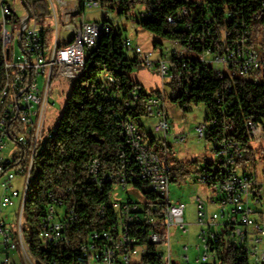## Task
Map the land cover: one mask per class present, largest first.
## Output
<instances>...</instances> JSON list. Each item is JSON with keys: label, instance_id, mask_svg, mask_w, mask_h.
I'll use <instances>...</instances> for the list:
<instances>
[{"label": "built area", "instance_id": "obj_1", "mask_svg": "<svg viewBox=\"0 0 264 264\" xmlns=\"http://www.w3.org/2000/svg\"><path fill=\"white\" fill-rule=\"evenodd\" d=\"M25 1L28 6L34 2ZM47 1L52 6L57 3L65 7L63 20L68 21L62 34L56 16V25L51 26L53 42L49 47L43 38L47 26L39 25L33 9L30 8L32 15L28 19L27 9L24 15H18L17 0H0L3 26L0 34L3 69L0 81V245L6 253L21 246L28 264H136L149 252L148 243H151L157 246L162 264H192L189 244L183 245L185 254L175 253L171 245L172 228L188 231L186 203H174L170 197L172 167L145 142L138 123L124 114H117L121 117L119 124L126 145L120 149L116 170L103 171L98 157L87 165L86 184L99 189L107 185L113 187L109 206L103 203L99 208L101 216H105L108 209L113 211L112 223L106 229L89 231L74 245L70 226L77 223L78 217L73 189L49 191L39 218L38 237L50 251L45 252L43 259L34 256L27 246L22 233L23 214L35 156L44 150L58 124L45 132L53 82L59 76L80 77L88 51L100 38L112 35L114 29L110 18L94 21L83 17L81 21L71 22L72 12L77 8L68 9L66 0ZM183 1L192 6H182L170 13L167 21L180 23L191 33L186 42L170 39L171 47L165 52L157 46L145 50L139 43L125 38L121 46L127 55L132 53L128 57L152 67L164 84L189 74L194 67L210 69L220 78H229L228 94L235 91V77L264 84V24L255 34V21L262 10L249 12L244 4L228 0ZM78 2L83 13L87 8L102 6V0ZM152 15V10L146 8L143 17ZM17 45L19 52L15 50ZM107 79L115 82L112 76ZM132 94L138 98L136 91ZM102 95L107 100L116 97L109 86L103 88ZM217 99L221 102L222 98L218 95ZM165 101L166 89L162 88L148 98L147 115L159 117L154 123L155 132L167 138L170 126ZM232 105L233 100L225 98L210 119L195 127L200 138L210 137L214 142L215 155L213 160L200 165L197 176V181L211 192L206 198H196L200 242L196 247L201 252L196 257L197 264H225L219 260L218 251L227 249L239 251L251 264L252 261L264 264V212L259 209L264 205V176L250 170L251 161L245 160V142L231 134L233 124L221 126L220 117L229 114ZM256 111L249 110L242 130L246 143L253 146L264 141V115L257 116ZM177 138L185 141L186 136ZM17 147L18 152L13 157L11 153ZM19 176L21 188L13 184ZM137 181L142 183V188L136 185ZM129 188L140 190L143 199L116 198L120 190ZM144 191L155 197L147 198ZM17 198L20 215L18 223L12 227L3 211L14 205ZM212 205H215L214 210H211ZM162 244H166L167 250L160 248ZM50 255L52 259L47 261ZM10 263L11 256L6 255L2 264Z\"/></svg>", "mask_w": 264, "mask_h": 264}, {"label": "trees", "instance_id": "obj_2", "mask_svg": "<svg viewBox=\"0 0 264 264\" xmlns=\"http://www.w3.org/2000/svg\"><path fill=\"white\" fill-rule=\"evenodd\" d=\"M118 1L122 6L120 14L130 12L129 0ZM228 1L244 4L249 12L262 10L255 21V34L261 31L264 24V0ZM186 5L188 4L183 0H154L146 7L152 10L153 15L143 17L139 23L144 29L167 40L178 39L185 43L191 33L185 31L180 23L168 22L167 16ZM29 8L34 10L39 22L52 15L47 0H34ZM247 17L250 16L247 14ZM113 27L112 35L103 36L97 45L88 51L85 69L80 77L75 78L56 132L46 143L44 150L35 156L24 209L32 227L30 229L23 227L22 233L27 246L36 257L45 259V252L50 251L38 237L39 218L49 191L57 192L70 187L73 189L74 201L71 195L68 197L73 203L76 202L78 217L77 223L70 226L74 245L81 242L89 231L106 229L112 223L113 211L108 209L106 215L101 216L99 208L103 203L109 206L113 187L107 185L104 189H99L95 185L86 184V179L87 165L94 157H98L103 171H113L118 166L120 149L126 144L119 124L121 117L117 114L130 116L138 123L145 137L140 121L142 117L147 116V100L151 95L129 76L128 71L139 67L141 63L128 57L121 46L124 40L122 33L116 32L115 26ZM43 38L45 45L51 46L53 28L50 25L43 30ZM1 48L0 37V52ZM2 73L0 55V81ZM108 76L114 77L115 82H110ZM230 81L229 78H220L210 69L194 67L189 74L165 83L168 87L166 99L178 103L185 111L190 105L205 103L210 111L207 119L224 104L225 98L233 100L230 113L220 117L221 126L226 123L233 124L231 134L245 142L247 148L245 160L252 161L256 149L252 144L246 143L242 130L250 109H256L257 116L264 115V84L235 77L233 79L235 91L228 94L226 87ZM106 86L115 92V99L107 100L103 97L102 91ZM133 91L137 92V99L134 98ZM218 95L222 98L221 102L217 99ZM154 144L155 139L152 138L149 147ZM173 170L172 168V180H176L177 176ZM136 185L139 188L143 187L140 181H137ZM144 193L147 198L155 197L147 191ZM148 251L141 262L136 264H162L155 244L148 243ZM52 256L50 255L47 261H50ZM218 258L225 264H251L247 256L233 249L218 251ZM63 262L67 263L65 260Z\"/></svg>", "mask_w": 264, "mask_h": 264}, {"label": "rangeland", "instance_id": "obj_3", "mask_svg": "<svg viewBox=\"0 0 264 264\" xmlns=\"http://www.w3.org/2000/svg\"><path fill=\"white\" fill-rule=\"evenodd\" d=\"M69 2L68 9L74 7L76 3L78 11L72 12L71 22L81 21L83 17L87 20L102 21L110 18L114 23L115 31L121 32L122 37L130 38L134 43H139L145 50L155 49L154 43H157V49H164L165 52L169 51L171 47L170 42L154 33L149 32L140 25V20L143 18V13L146 10L147 4L154 0H129L130 12L120 14L119 10L121 5L118 0H102V6L100 8H87L84 13L82 7L77 0H66ZM52 15L45 21H40L41 26H54L56 25V16L59 21L60 32L64 33V27L68 21L63 20V12L65 7H59L57 3L52 6ZM26 7L22 0H17V13L18 15H24ZM56 13V14H55ZM3 30V26L0 23V34ZM16 52H19V46H16ZM129 56H132L131 52H128ZM157 57V55L155 54ZM129 76L133 81L140 83L151 96L155 95L158 90L162 88L168 89L163 83L161 75L152 67L141 64L139 67H135L128 71ZM75 78L59 76L56 77L50 95V103L47 108L45 132L56 126L57 122L61 118V115L65 108V103L68 96L71 93L72 87L75 83ZM210 111L205 103L199 105H190L188 110L185 111L180 105L169 98L165 101V114L169 120V134L167 138L163 133L155 132L154 123L159 119L155 116H144L141 118L142 129L145 132V142L149 145L152 138L155 139L154 146H150L155 150L163 161H168L171 167L174 169L176 180H173L170 187V197L172 202H185V221L187 223L188 231L182 229L172 228L171 245L173 250L179 253L185 254V244L190 245L188 251L192 264H197L196 257L201 253L197 249L199 239H197V233L199 226L197 225V209L196 198L198 196L206 198L204 187L197 181L198 168L200 165L196 164L195 160H199L200 164L213 160L215 155L213 152L214 142L207 138H200L196 132V125L200 122H204L207 119ZM178 135H185V141H178ZM256 149L254 159L250 163V170H253L264 176V141L254 143ZM18 147L13 149L11 155L16 156ZM15 186L21 188V176L17 177L13 183ZM211 193V192H210ZM132 197L135 199H143V194L140 190L135 188L123 189L117 193L118 199H125ZM264 201V198H263ZM19 198L15 200V204L9 206L3 211V216L7 219L8 225L14 227L18 223L19 219ZM215 209V205H212L211 210ZM264 212V205L259 207ZM35 225L38 226L37 223ZM23 227L31 228L32 224L29 222L27 213L23 214ZM184 245V246H183ZM160 248L167 250L166 244L160 245ZM27 251H29L27 249ZM0 264L2 259L6 255L11 256L10 264H28L25 261V253L20 246L16 250L6 253L2 245H0ZM181 259V258H180ZM254 264V261H252Z\"/></svg>", "mask_w": 264, "mask_h": 264}, {"label": "crops", "instance_id": "obj_4", "mask_svg": "<svg viewBox=\"0 0 264 264\" xmlns=\"http://www.w3.org/2000/svg\"><path fill=\"white\" fill-rule=\"evenodd\" d=\"M69 3V2H68ZM77 4H78V0H77ZM69 5V4H68ZM74 8H77V5H76V3L74 4V7H72L71 9H74ZM77 11H78V8H77ZM157 43H160V42H156V44L154 43V48L156 47V46H158V44ZM161 44V43H160ZM156 49V48H155ZM195 161H199V160H195ZM200 162V161H199ZM198 165H201L200 163L198 164ZM200 167V166H199ZM198 171H199V168H198ZM197 171V172H198ZM173 181V180H172ZM203 186V185H202ZM170 187H171V185H170ZM204 187V186H203ZM204 189H205V194H207V196H209V194H210V192H209V190L206 188V187H204ZM198 197H200V196H198ZM185 203V202H184Z\"/></svg>", "mask_w": 264, "mask_h": 264}, {"label": "water", "instance_id": "obj_5", "mask_svg": "<svg viewBox=\"0 0 264 264\" xmlns=\"http://www.w3.org/2000/svg\"><path fill=\"white\" fill-rule=\"evenodd\" d=\"M23 3H24V6L26 7V9H27L28 12H29V14H28V19H29V17L32 15L31 10H30V8H29V6L27 5V3H26L25 0H23ZM28 19H27V20H28Z\"/></svg>", "mask_w": 264, "mask_h": 264}]
</instances>
